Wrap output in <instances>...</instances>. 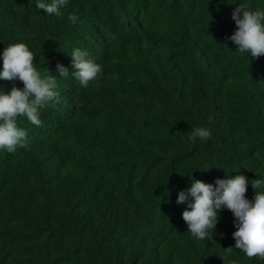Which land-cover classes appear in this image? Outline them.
I'll return each instance as SVG.
<instances>
[{"label": "trees", "instance_id": "trees-1", "mask_svg": "<svg viewBox=\"0 0 264 264\" xmlns=\"http://www.w3.org/2000/svg\"><path fill=\"white\" fill-rule=\"evenodd\" d=\"M36 3L0 0V54L26 44L59 103L41 127L18 118L26 148L0 149V264H264L235 249L229 210L201 241L181 216L192 198L176 202L193 180L264 178V55L248 63L225 39L234 8L264 0H69L60 16ZM76 48L102 67L87 89ZM201 126L211 138L190 141Z\"/></svg>", "mask_w": 264, "mask_h": 264}, {"label": "clouds", "instance_id": "clouds-1", "mask_svg": "<svg viewBox=\"0 0 264 264\" xmlns=\"http://www.w3.org/2000/svg\"><path fill=\"white\" fill-rule=\"evenodd\" d=\"M69 0H37L36 7L49 15H62L61 8L67 6ZM236 28L232 35L226 37L236 47L239 56L248 55L252 60L264 55V8H253L247 3L237 5L231 15ZM73 23H77L75 14L68 16ZM34 54L24 43L11 44L0 54L2 70L0 79L6 81L19 80L23 88L12 87L5 94L0 87V149L9 153L15 152L17 147L28 146V132L17 125L20 117L26 118L32 125L42 126L40 119L43 110L54 107L59 103V96L54 89L57 79L48 75L42 78L34 64ZM72 76L80 86L87 89L90 83L96 82L102 75V67L96 64L87 51L76 48L71 53ZM57 71L61 78H67L69 70L57 63ZM99 86L98 84L96 85ZM212 118H209L211 122ZM212 132L208 127H194L188 139L195 142L197 138L207 141ZM191 179V175L189 176ZM251 184L254 195L251 200L246 196L247 186ZM192 200L187 209L181 213L187 225V232L197 240H212L215 227L219 220L218 213L229 210L233 217L232 233L235 249L247 258H257L264 261V178H255L249 183L244 175L232 178L216 179L213 184H206L201 180H193L187 193L181 191L177 196V203H184L188 197ZM190 209V210H188ZM223 238V233L218 234ZM231 253L233 247L225 249ZM233 264H236L233 261Z\"/></svg>", "mask_w": 264, "mask_h": 264}]
</instances>
